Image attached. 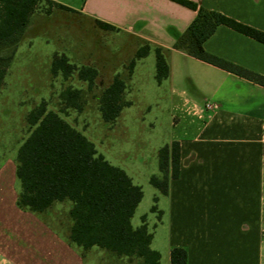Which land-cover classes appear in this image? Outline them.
<instances>
[{"label": "crops", "instance_id": "crops-1", "mask_svg": "<svg viewBox=\"0 0 264 264\" xmlns=\"http://www.w3.org/2000/svg\"><path fill=\"white\" fill-rule=\"evenodd\" d=\"M53 1L110 24L135 42L168 50L170 73L161 83L153 50L137 64L150 58L153 78L167 85L170 142L177 140L181 147L179 175L170 176L167 194L160 192L166 198L158 220L165 224L163 247L156 248L161 264H171L175 246L187 249V264H264V86L176 49V40L197 15L178 1ZM191 1L264 31V0ZM204 48L264 75V43L243 32L219 25ZM207 103L215 106L209 109ZM18 148L0 155V264H90L86 250L71 244L67 234L42 214L18 206ZM61 202L69 204L70 216L71 202L53 204ZM144 218L138 226H148ZM72 224L70 216L69 231ZM88 250L128 257L98 246Z\"/></svg>", "mask_w": 264, "mask_h": 264}, {"label": "rangeland", "instance_id": "rangeland-1", "mask_svg": "<svg viewBox=\"0 0 264 264\" xmlns=\"http://www.w3.org/2000/svg\"><path fill=\"white\" fill-rule=\"evenodd\" d=\"M146 42H135L128 34L103 27L84 13L43 1L31 16L17 44L0 48V68L5 69L0 88V155H6L29 134L27 114L42 101L48 110L58 112L71 125L93 140L117 165L123 166L142 187L143 198L133 225L146 216L149 230L156 233L155 249H162L165 224L159 223V207L166 198L150 183L153 175L162 177L158 152L170 143L171 114L168 113V87L158 85L152 76L153 61L137 65ZM151 50L154 51L152 46ZM66 59L68 74L53 71L55 58ZM97 70L93 84L79 77L82 68ZM135 71L134 79H130ZM126 83L120 115L106 121L100 110L104 89L115 77ZM81 105L69 103L65 93ZM74 91H78L76 96ZM154 210L152 207H154ZM67 202L55 203L42 216L64 235L70 216ZM156 224L158 226H156ZM264 239V231H263ZM85 251L90 264H141L134 257H117L104 251Z\"/></svg>", "mask_w": 264, "mask_h": 264}, {"label": "trees", "instance_id": "trees-1", "mask_svg": "<svg viewBox=\"0 0 264 264\" xmlns=\"http://www.w3.org/2000/svg\"><path fill=\"white\" fill-rule=\"evenodd\" d=\"M43 1L61 8L68 6L53 0H0V48L17 44L34 11ZM194 10L197 15L186 31L178 37L175 48L199 59L234 72L264 86V75L248 70L224 58L209 53L205 41L219 25H227L264 43V31L243 24L219 11L199 6L191 0H175ZM103 27L110 24L98 21ZM114 29V28H113ZM154 48L156 79L168 78L170 66L168 50L149 42L139 49L137 57H144ZM64 57L55 58L53 71H71ZM5 69L0 68V88ZM79 77L93 84L97 70L82 68ZM126 83L115 77L101 94L100 110L106 121L115 120L125 103L122 101ZM65 98L73 106L81 105L69 95ZM75 95L79 94L74 91ZM29 134L20 143L15 158L18 179L17 204L21 209L37 215L46 212L55 201L71 202L73 224L67 234L71 244L88 249L98 246L119 256L134 257L141 264H161L160 251L152 248L153 233L146 223L135 227L132 217L143 198L142 187L135 184L128 173L100 154L95 143L54 110L45 101L27 114ZM159 168L162 177L153 175L150 183L167 194L170 176L177 177L180 169L181 147L174 140L159 149ZM155 206L153 207L154 210ZM171 264H187V249L175 246L171 250Z\"/></svg>", "mask_w": 264, "mask_h": 264}, {"label": "built area", "instance_id": "built-area-1", "mask_svg": "<svg viewBox=\"0 0 264 264\" xmlns=\"http://www.w3.org/2000/svg\"><path fill=\"white\" fill-rule=\"evenodd\" d=\"M214 106H215V104H213V103H207V108H209V109H211Z\"/></svg>", "mask_w": 264, "mask_h": 264}]
</instances>
